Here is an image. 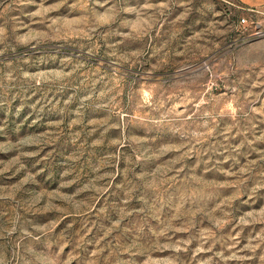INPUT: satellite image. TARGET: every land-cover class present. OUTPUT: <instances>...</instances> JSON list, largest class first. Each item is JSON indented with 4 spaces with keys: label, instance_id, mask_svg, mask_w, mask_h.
Segmentation results:
<instances>
[{
    "label": "rangeland",
    "instance_id": "374dc122",
    "mask_svg": "<svg viewBox=\"0 0 264 264\" xmlns=\"http://www.w3.org/2000/svg\"><path fill=\"white\" fill-rule=\"evenodd\" d=\"M0 264H264V0H0Z\"/></svg>",
    "mask_w": 264,
    "mask_h": 264
}]
</instances>
